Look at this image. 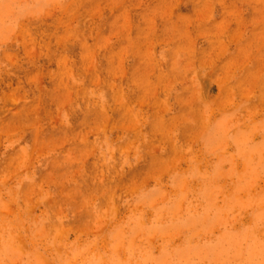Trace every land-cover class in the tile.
I'll use <instances>...</instances> for the list:
<instances>
[{"label":"rangeland","instance_id":"1","mask_svg":"<svg viewBox=\"0 0 264 264\" xmlns=\"http://www.w3.org/2000/svg\"><path fill=\"white\" fill-rule=\"evenodd\" d=\"M0 264H264V0H0Z\"/></svg>","mask_w":264,"mask_h":264}]
</instances>
